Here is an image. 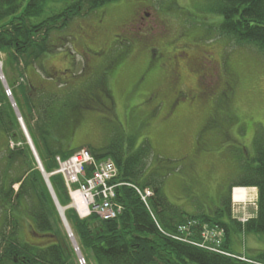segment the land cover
<instances>
[{
  "label": "rangeland",
  "instance_id": "1",
  "mask_svg": "<svg viewBox=\"0 0 264 264\" xmlns=\"http://www.w3.org/2000/svg\"><path fill=\"white\" fill-rule=\"evenodd\" d=\"M140 4L152 6L151 16L156 12L167 19V32L154 37L153 48L140 39L147 28L151 29L149 22L143 27L130 25L133 11ZM203 4L204 0L107 3L54 34L58 43L63 36L69 37L68 45L46 55L21 78L8 55L0 52V88L17 128L16 140L9 139V149L26 148L31 164L38 170L15 109L28 133L21 116L26 112L21 93L28 83L41 87L42 79L49 75L55 77L52 82L75 83L69 88L80 90L83 104L91 108L80 117L68 144L70 149L102 147L117 137L127 139L130 151L135 152L147 142L153 156L148 164L164 176L162 192L170 204L190 215L217 208L234 182L247 179L244 167L255 165L254 145L264 136V58L218 37L214 28L221 18L204 12ZM49 14L47 10L43 16ZM164 16L157 20L164 21ZM173 63L180 74L178 93L167 86L166 65ZM104 83L107 97L100 91ZM6 143L7 138L0 133V161ZM32 146L40 161L33 142ZM36 146L45 162L44 147L39 143ZM245 190V197L237 199L240 203L232 204L234 217L240 220L254 212L258 199L255 188ZM56 213L68 237L57 209ZM29 226L30 218L21 217L20 237L28 239ZM232 240V251L239 257L264 255V235L239 233ZM69 244L77 263L74 244ZM78 252L81 254L79 248ZM215 253L231 257L220 250ZM84 262L94 264L86 257Z\"/></svg>",
  "mask_w": 264,
  "mask_h": 264
},
{
  "label": "trees",
  "instance_id": "2",
  "mask_svg": "<svg viewBox=\"0 0 264 264\" xmlns=\"http://www.w3.org/2000/svg\"><path fill=\"white\" fill-rule=\"evenodd\" d=\"M113 1L116 0H0V52L8 55L21 78L46 55L68 45L69 37L63 36L58 43L53 39L54 34L65 31L74 19ZM202 9L207 14L220 16L221 22L214 28L218 37L235 47L249 48L264 58V0H204ZM47 10L50 14L44 17ZM54 78L49 75L45 80L41 78L47 86L28 83V88L21 93L26 112L20 114L48 174L56 168L55 157L66 159L75 152L68 144L84 110H91L83 104L80 90L69 88L76 86L75 83L52 82ZM106 85L100 88L105 97ZM4 101L0 88V133L7 138L0 161V264H77L44 180L31 164L26 148L9 149V139L16 140L17 128L13 112ZM262 137L254 145L255 165L244 167L247 179L235 182L238 187L258 190L256 216L245 224L232 218L230 191L209 213L190 215L170 204L162 192L164 176L148 164L153 156L147 142L135 152L130 151L127 139L117 137L102 147H87L96 160L114 162L118 170L116 181L140 190L149 188L154 195L149 199V212L132 188H117L115 203L122 211L116 219L105 222L95 216L78 220L71 209L66 210L64 215L82 256L94 264H251L208 251L204 246L234 254L235 235H264ZM17 139L21 141L20 137ZM38 143L44 147L45 162L37 149ZM49 181L58 203L63 207L69 205L61 177L50 176ZM14 185L18 189L14 190ZM24 216L30 218L28 239L19 234L20 218ZM189 222L194 227L191 233L177 232L178 226ZM202 225L221 234L220 244L215 239L205 240L199 233ZM173 234L201 243L204 248L174 240ZM247 259L264 264V255Z\"/></svg>",
  "mask_w": 264,
  "mask_h": 264
},
{
  "label": "built area",
  "instance_id": "3",
  "mask_svg": "<svg viewBox=\"0 0 264 264\" xmlns=\"http://www.w3.org/2000/svg\"><path fill=\"white\" fill-rule=\"evenodd\" d=\"M55 162L56 169L51 175H59L63 179L64 186L70 200V207L79 219H87L92 215L96 216L100 221H110L116 219L122 208L114 201L115 190L122 186L132 188L141 202L148 209V200L152 197V192L147 189L140 190L137 187L126 183L116 182L118 172L116 166L111 160L107 159L97 161L93 159L87 151L81 150L67 159L57 157ZM87 169H89L90 172L89 176H87ZM74 195L82 196L87 200L88 212L85 216H80L76 208L73 207ZM240 221L245 222L247 219ZM191 225V223H188L186 226L179 227L178 232H188ZM202 235L205 240H218L216 237L219 234L214 231L204 229ZM171 238L200 248L205 247V249L212 252H217L214 248L190 242L183 236L179 237L177 235H171ZM78 263L84 264V260L79 258Z\"/></svg>",
  "mask_w": 264,
  "mask_h": 264
},
{
  "label": "flooded vegetation",
  "instance_id": "4",
  "mask_svg": "<svg viewBox=\"0 0 264 264\" xmlns=\"http://www.w3.org/2000/svg\"><path fill=\"white\" fill-rule=\"evenodd\" d=\"M146 5H149V6L147 7ZM146 5L140 4V6L136 7V9L133 11L132 19L130 20V25L137 26L135 24V23H137V24H142V27H143L145 25V22L148 21L151 29L149 30L147 28V30H148L147 33L140 36V39H142V41H144V42H149L150 44H152V48H153L154 47L153 41H155L154 37L156 35L165 34L167 32V29H168V24H167V19L165 18V16L163 14H157L156 12H154L155 14H153V16H151L152 14L150 13V11L152 12V6L150 4H146ZM160 16H164V18H165L164 21L162 19H161V21L166 23V25L162 24V22L160 20H157V19H159ZM99 18H100V20H99L98 24H100L102 22V17L99 16ZM138 28H140V27H138ZM142 30L145 31L144 29H142ZM167 66H169V68H167ZM208 68H210V67H208ZM166 70L168 72L167 86L169 85V88H171L176 93H178L176 91V87H177V85L179 83V79H180L178 66H176L175 63L168 64V65H166ZM205 71H206V73L208 72L207 69H205ZM202 76H203V73L201 74L200 78H202Z\"/></svg>",
  "mask_w": 264,
  "mask_h": 264
},
{
  "label": "water",
  "instance_id": "5",
  "mask_svg": "<svg viewBox=\"0 0 264 264\" xmlns=\"http://www.w3.org/2000/svg\"><path fill=\"white\" fill-rule=\"evenodd\" d=\"M11 102H13V101L11 100ZM12 104H14V103H12ZM13 106L15 108V104ZM15 112H16V116L19 118V120L21 122V127H22V130H23V134L25 136L26 142L28 143V145H29V147L31 149V152H32V155H33L34 160L36 162L37 168H38L39 172L41 173V176H42V178L44 180V183H45V185L47 187V190H48V192L50 194V197H51V199H52V201H53V203H54V205H55V207L57 209L58 215H59L60 220L62 222V225H63V227L65 229V232L68 233V234H70L71 232H70V229H69L68 224L66 222V218L64 216V211H66L67 209H69V206H67V207H61L59 205V203L57 201V198H56V196H55V194H54V192H53V190L51 188L50 182H49L50 175H48V174H46L44 172V169L41 166V163H40V161L38 159V156H37L35 150L33 149L32 142H31V140H30V138L28 136V133L26 132V130L24 128V125L22 124V120L20 119V116H19L18 112L16 111V109H15ZM72 243L74 244L75 248H77L76 243L74 242V240L72 241Z\"/></svg>",
  "mask_w": 264,
  "mask_h": 264
},
{
  "label": "bare ground",
  "instance_id": "6",
  "mask_svg": "<svg viewBox=\"0 0 264 264\" xmlns=\"http://www.w3.org/2000/svg\"><path fill=\"white\" fill-rule=\"evenodd\" d=\"M29 135V134H28ZM244 191L246 192V190H237L235 192V199H240L242 196H243V193ZM73 200H74V203H73V207L76 208L78 214L80 216H85L86 213L88 212V204H87V200L82 197V196H79V195H74L73 196ZM254 212L257 213V205H255V209H254ZM91 217V216H90ZM89 218V217H88ZM87 218V219H88ZM240 221V219H239ZM241 222V221H240ZM247 221L245 222H241L243 224H245ZM71 231V230H70ZM72 232V231H71ZM68 234V233H66Z\"/></svg>",
  "mask_w": 264,
  "mask_h": 264
},
{
  "label": "crops",
  "instance_id": "7",
  "mask_svg": "<svg viewBox=\"0 0 264 264\" xmlns=\"http://www.w3.org/2000/svg\"><path fill=\"white\" fill-rule=\"evenodd\" d=\"M238 181V180H237ZM236 181V182H237ZM235 184H237V183H234L233 185H232V187H235V186H238V185H235ZM251 214V213H250ZM243 252H244V249L242 250Z\"/></svg>",
  "mask_w": 264,
  "mask_h": 264
}]
</instances>
